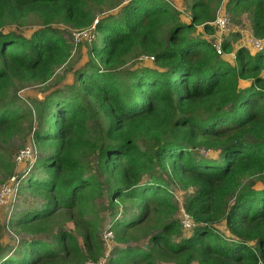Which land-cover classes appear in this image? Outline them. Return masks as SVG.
Returning a JSON list of instances; mask_svg holds the SVG:
<instances>
[{
	"label": "trees",
	"instance_id": "16d2710c",
	"mask_svg": "<svg viewBox=\"0 0 264 264\" xmlns=\"http://www.w3.org/2000/svg\"><path fill=\"white\" fill-rule=\"evenodd\" d=\"M176 1L0 0V172L18 135L47 153L22 182L39 206L9 221L30 239L0 244V264L98 261L104 197L107 264H264V49L223 41L218 55L221 0H189L185 21ZM224 10L264 40V0ZM30 22L29 37L5 31ZM91 28L72 84L27 106L17 92L47 84L72 57L68 30ZM174 189L188 193L180 204ZM178 207L195 224L187 237Z\"/></svg>",
	"mask_w": 264,
	"mask_h": 264
},
{
	"label": "rangeland",
	"instance_id": "374dc122",
	"mask_svg": "<svg viewBox=\"0 0 264 264\" xmlns=\"http://www.w3.org/2000/svg\"><path fill=\"white\" fill-rule=\"evenodd\" d=\"M129 0H122L123 3H127ZM174 5H176V8L180 10V16L182 20H188V11L187 8L189 6V0H177L174 2ZM220 8V7H219ZM217 9V12L219 10ZM106 9H99L98 14L102 12V16L106 15L109 12L105 11ZM111 11L110 13H112ZM101 16V15H100ZM230 18V28L227 34L222 35L221 39L222 41H229L237 47H246L245 42L246 40L252 36L250 31V20L247 17V15H242L240 18L233 20L232 17L229 15ZM36 23L30 22L29 26L22 27L20 29H16L14 27H7L6 32H14L18 35H23L25 37H29L31 32L36 29ZM68 32H71V37L73 36L75 31L68 30ZM96 40V39H95ZM208 40L213 42L212 37ZM97 41V40H96ZM98 44L101 43L100 40L97 41ZM83 43V44H80ZM78 44V46L74 45L72 57L69 61V63L62 68L58 69L56 71L55 76L45 85L41 86H32V87H25L23 89H20V91L17 92L18 96L23 100V102L29 106L32 105L31 101L35 100H43L45 96L50 94L52 91L56 89H64L66 86L72 84L74 80V73L76 70H78L87 60V49H88V43L86 41H82ZM75 44V43H73ZM251 52H255L256 50L250 49ZM229 60L232 59L231 56L227 57ZM233 63V60L231 61ZM132 64L129 63L128 67H130ZM245 86L246 83L242 82L241 85ZM34 145L32 143V140L30 136H16L9 146V151L13 155V159L15 155L22 150L26 146ZM36 146V144H35ZM36 153L38 154V159L43 158L47 155L44 151L40 150L37 146L35 147ZM216 158V157H215ZM15 165L13 163V170L10 173V175H13L15 173ZM9 174H6L4 172H0V186L8 179L10 176ZM163 177H166L165 175H161ZM24 183L21 186V189L19 190L18 194L15 197V201L13 203L12 209L8 208L6 210L0 208V244L2 246H6L7 248L11 249L15 246V244L22 239H30L29 235H25L24 233H21L20 231H15L9 226L10 218L16 213L20 212L22 209H26L28 207H34L37 208L40 204L39 198H30V195L28 192H24ZM260 185H257L259 187ZM175 190V189H174ZM188 195L187 192L175 190L174 196L175 201L180 204L182 200ZM97 214L96 222L98 223L99 227V236L98 239L102 243L101 247L103 248V256L99 258L102 259L103 257L107 256V260L109 258L110 252L115 247L114 241L110 243H104L102 236L103 232L111 227V218L109 215V209L107 208V200L106 197L102 199H98L96 201V207L94 208ZM175 218H177L179 221L182 219V209L178 207V211L175 215ZM64 228H66L68 231H73L74 226H72L69 223L64 224ZM218 231L222 234H227V231L224 227V225L218 226ZM190 232L183 230L181 232L182 237L189 236ZM228 235V234H227ZM140 246L144 245V241H141L139 243Z\"/></svg>",
	"mask_w": 264,
	"mask_h": 264
},
{
	"label": "built area",
	"instance_id": "2783aa9c",
	"mask_svg": "<svg viewBox=\"0 0 264 264\" xmlns=\"http://www.w3.org/2000/svg\"><path fill=\"white\" fill-rule=\"evenodd\" d=\"M228 0H221L220 8L216 14V17L210 25L215 29V33L212 35V44L216 49L217 54L221 55V39L222 35L228 33L230 28V18L229 15L225 13L224 6ZM96 23V22H95ZM94 23V24H95ZM93 28L84 31H75L72 39L74 45L82 41L91 42L93 39L92 35ZM245 46L250 47L256 51H261L264 49V40L257 39L253 36H250L246 42ZM147 58H145L146 60ZM152 60V58H149ZM33 143V142H32ZM207 155V153H203ZM38 160V154L34 145L26 146L20 150L14 157L13 163L15 165V173L8 177V179L0 186V208L1 209H12L15 197L18 194L22 181L25 179V176L30 172ZM183 230L190 231L195 227L192 219L184 213L182 210V219L180 221ZM102 239L104 243H110L113 240V231L109 227L103 232ZM107 256L103 257L98 261H88L86 264H107Z\"/></svg>",
	"mask_w": 264,
	"mask_h": 264
},
{
	"label": "crops",
	"instance_id": "0c3cea01",
	"mask_svg": "<svg viewBox=\"0 0 264 264\" xmlns=\"http://www.w3.org/2000/svg\"><path fill=\"white\" fill-rule=\"evenodd\" d=\"M210 38V37H209ZM232 47H233V50L235 51V50H237L239 47H235L234 45H232ZM247 49H249V51L251 52V48L250 47H247ZM229 56H231L232 57V59L231 60H229V61H232V60H234V55L232 54V55H229ZM242 83V82H241ZM246 85V84H245Z\"/></svg>",
	"mask_w": 264,
	"mask_h": 264
},
{
	"label": "clouds",
	"instance_id": "9594fccd",
	"mask_svg": "<svg viewBox=\"0 0 264 264\" xmlns=\"http://www.w3.org/2000/svg\"><path fill=\"white\" fill-rule=\"evenodd\" d=\"M23 182V181H22ZM21 186H22V184H21ZM20 189H21V187H20Z\"/></svg>",
	"mask_w": 264,
	"mask_h": 264
}]
</instances>
